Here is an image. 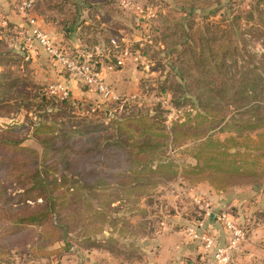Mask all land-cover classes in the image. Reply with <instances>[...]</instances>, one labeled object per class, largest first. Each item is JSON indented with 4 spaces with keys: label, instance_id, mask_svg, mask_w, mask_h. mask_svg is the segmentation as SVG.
Returning <instances> with one entry per match:
<instances>
[{
    "label": "rangeland",
    "instance_id": "1",
    "mask_svg": "<svg viewBox=\"0 0 264 264\" xmlns=\"http://www.w3.org/2000/svg\"><path fill=\"white\" fill-rule=\"evenodd\" d=\"M132 1L144 13L122 7L120 0H87L80 7L73 0H37L34 12L60 31L77 17L73 38L61 42L137 75L134 92H118L130 98L128 105L95 99L103 112L98 119L110 124L160 109L164 146L146 169L121 161L107 170L110 176L69 188L65 208L53 220L58 233L45 239L37 227L1 237L0 264H200L202 248L187 242L185 228L221 211L235 215L247 232L244 243L250 248L238 252L237 264H264V128L224 129L256 103L264 104V90H251L255 82L264 84V0ZM14 12L22 19L16 7ZM9 15L0 11V136L21 139L41 153L33 136L38 123L72 128L85 124L87 113L72 110L55 118L58 109L41 104L42 87L50 82L48 65L59 67L43 48L32 54L24 48L14 31L21 21L12 22ZM203 99H210L214 128L174 140L172 125L206 111L209 107L198 106ZM208 136L243 153V173L226 175L225 158L218 155L212 159L216 173L202 169L208 153L200 148ZM88 137L76 134L72 140L88 145ZM45 228L51 231L50 224Z\"/></svg>",
    "mask_w": 264,
    "mask_h": 264
},
{
    "label": "trees",
    "instance_id": "2",
    "mask_svg": "<svg viewBox=\"0 0 264 264\" xmlns=\"http://www.w3.org/2000/svg\"><path fill=\"white\" fill-rule=\"evenodd\" d=\"M86 1L73 0V4L80 7ZM77 20V17L66 20L72 25L66 24L61 31L72 36ZM254 84L251 90H264L262 82ZM40 96L41 104L49 103L58 109L53 117L70 116L72 110H83L87 113L83 118L88 120L85 124L80 121L79 125L75 124L72 128L62 123L60 129L54 121L38 123L33 129V136L42 146L41 153L36 148L25 145L21 139L0 136V238L37 227L43 229L45 239L58 233L60 225L53 220L62 214L69 188L75 189L79 181L110 176L107 170L114 166L120 167L122 162L127 167L146 169L155 160L154 154L164 146L161 136L165 133L161 121L157 119L162 116L160 109L154 115L132 113L106 124L98 119L103 112L95 101L47 97L42 92ZM209 101L210 99H203L198 104L199 108L209 107L206 111H196L189 121H178L172 125L174 140L180 135L197 138L214 128L216 120ZM123 104L128 105V102ZM204 122L205 127L202 126ZM231 126H235L239 133L264 128V104L256 103L246 117L226 122L224 129ZM76 134L89 135L88 145L78 146V140H72ZM206 139L200 148L205 147L208 153L202 169L207 168L216 173L212 168V159L218 155L225 158L222 172H226V175L244 172L245 161L240 157L243 155L241 151L232 152L226 143L215 142L209 136ZM212 143L218 145L215 147ZM90 161L92 164L87 167ZM159 162L160 167H164V161L159 159ZM48 224L51 225V231L45 228Z\"/></svg>",
    "mask_w": 264,
    "mask_h": 264
},
{
    "label": "built area",
    "instance_id": "3",
    "mask_svg": "<svg viewBox=\"0 0 264 264\" xmlns=\"http://www.w3.org/2000/svg\"><path fill=\"white\" fill-rule=\"evenodd\" d=\"M21 14V22L15 26L24 48L32 54L43 48L52 62L78 78L84 86L104 102L124 103L130 100L119 94L106 81L105 68L113 65L103 63V59H93L94 54L82 49H74L71 45L57 41L46 31L41 19L34 12L37 0H13ZM122 7L134 9L137 14L144 13V7L132 0H120ZM151 16L152 12L148 11ZM42 93L47 97L70 98L72 89L67 81H51L42 87ZM123 101V102H122ZM163 103H167L166 100ZM209 217H215L224 231V241L221 242L208 220L200 219L185 228L191 240L197 241L202 248L200 264H237V254L246 241L247 232L239 219L229 211L219 213L208 212Z\"/></svg>",
    "mask_w": 264,
    "mask_h": 264
},
{
    "label": "crops",
    "instance_id": "4",
    "mask_svg": "<svg viewBox=\"0 0 264 264\" xmlns=\"http://www.w3.org/2000/svg\"><path fill=\"white\" fill-rule=\"evenodd\" d=\"M15 7L16 6H15L13 0H10V1L0 0V11L1 10L7 11V12L9 11L10 12V15L8 16V18H10L9 20H12V22H20L21 19L19 18V15H16L15 12L13 13ZM44 27H45L46 31L53 37V39H55L57 41L63 40L65 43H68L67 35L66 36L63 35L59 29L57 30L54 26H52L50 24H46V25L44 24ZM70 38L72 39L73 36H71ZM75 45H77V44H75ZM55 66H58L59 69L51 68V65H48V67H49V69L47 71V75L49 76L48 80H50V82L51 81H67L69 83V85L71 86V89H72V98L92 100V101H95L96 98H100L95 93L90 92L86 88V86H84L81 83V81L78 78L74 77L69 72L62 69V67L60 65L55 64ZM105 74H106L105 77H106L107 82L117 92H120V93H125L126 91L134 92L137 89V86H138L137 75L130 74L129 71L125 70L124 68H115V66H113L112 68H105ZM99 102H101V101H99ZM209 222L212 223L211 225H212L216 235L218 237H220L221 242H223L224 241V239H223L224 238V231H223L220 223H218V221H216V219H210ZM255 230H257V228ZM188 240L189 241H187V242L198 243L197 241H193L189 238H188ZM163 241L165 242V238H164V240L162 239V243H161L162 250L161 251H164L166 249V245L164 246ZM245 243H244L243 248H241V250L245 249L246 245H248L249 246L248 248H250V245H249L250 242H247V244H245ZM199 254H201V253H199ZM238 264H239V261H238Z\"/></svg>",
    "mask_w": 264,
    "mask_h": 264
}]
</instances>
